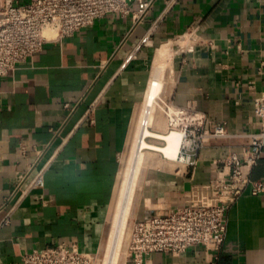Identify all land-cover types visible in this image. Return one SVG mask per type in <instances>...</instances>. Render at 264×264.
<instances>
[{
    "label": "crops",
    "instance_id": "0c3cea01",
    "mask_svg": "<svg viewBox=\"0 0 264 264\" xmlns=\"http://www.w3.org/2000/svg\"><path fill=\"white\" fill-rule=\"evenodd\" d=\"M138 8L50 40L0 77V264H21L25 252L62 241L101 248L121 155L163 43L175 42L165 100L229 135L208 139L186 172L163 161L146 170L137 218L179 205L261 128L254 98L264 91V0H153ZM247 171L264 181V152ZM38 172L43 186L24 189ZM142 264H264V192L246 189L228 207L218 251L154 252Z\"/></svg>",
    "mask_w": 264,
    "mask_h": 264
},
{
    "label": "built area",
    "instance_id": "2783aa9c",
    "mask_svg": "<svg viewBox=\"0 0 264 264\" xmlns=\"http://www.w3.org/2000/svg\"><path fill=\"white\" fill-rule=\"evenodd\" d=\"M152 2L0 0V77L29 60L50 40L71 36L106 14L127 15L134 4L143 12ZM254 114L261 128L247 134V144L229 151L222 160L224 167L211 181L191 185L179 205L135 218L127 244L129 264H142L144 257L154 252L180 254L195 245L209 252L220 249L226 235L228 207L246 189L252 194L264 192V181L251 178L247 171L264 152V91L254 98ZM174 115L185 122L176 157L184 172L194 168L196 156L208 139L229 135L223 124L206 125L204 117L196 112L175 107ZM42 186L43 175L38 172L24 189ZM96 254L81 250L74 242L62 241L25 252L21 264H94Z\"/></svg>",
    "mask_w": 264,
    "mask_h": 264
},
{
    "label": "bare ground",
    "instance_id": "6f19581e",
    "mask_svg": "<svg viewBox=\"0 0 264 264\" xmlns=\"http://www.w3.org/2000/svg\"><path fill=\"white\" fill-rule=\"evenodd\" d=\"M44 33L48 34L49 31L45 30ZM172 80L173 79H172L170 43H163L162 45H160L159 47L156 48V51H155V54H154V58H153V61H152V66H151L150 78H149V81H148V85H147V89H146V92H145V96H144L143 102L141 104L140 116L137 114L139 116V121H138L137 126H136V131H135L133 142H132V147H131L132 149H131V156H130V160H131L130 164L132 163L133 174L136 175V176L138 175L137 174L138 173V169L140 168V166L142 165V161L144 160V157H145L144 155L147 152H149V154L147 153L148 155L153 154V153H151L152 151L150 152V150L158 151V152L161 153L163 158L170 159V160L175 159L177 157L178 152H179V148H180V145H181V142H182V139H183V131L178 130V129H172V130H169L167 133L163 134V133H156L157 131L153 132L155 130L151 131L150 128H149V126L153 125V122L155 123L154 119H155L156 113L161 108L160 102H162V100H164V99H162V98H164L162 96V94L165 92V90H167L171 86ZM162 107H164V106H162ZM174 109H175V107L171 108V109L169 108V110H168V115L169 116H170V112H173ZM174 113H175V110H174ZM171 120L172 119H168L167 120L168 123H170ZM147 136L148 137L151 136V137L163 140L164 143H163V145H157V143L156 144L150 143V142H148L146 140ZM158 155H160V154H158ZM127 158H128V156H127ZM125 173H127V172H125ZM134 175H132L133 177L127 175V176L130 177L129 181H131V182L133 181ZM131 177H132V180H130ZM134 181L136 183L137 180H134ZM134 181L132 182V185H130L129 190L127 189V191H128V193L126 194L127 195V199H128L129 196L132 195L131 191L133 192L132 188H134V186H135ZM128 186H129V184H128ZM125 187L123 186V190H124ZM119 199H120V194H119ZM119 199H118V201H119ZM130 199L131 198L129 197V199H128L129 203L125 199L126 202L128 203V205H130ZM125 205H123V206L125 207ZM123 206H122V208H123ZM118 208H119V206H118ZM128 209H129V207L127 206V208L125 207V210H123V211H122V209L120 210L123 213L119 214V219H118V216H116V215L114 217L115 220H113V223H112V226H111V231H110V236H109L111 244H112L113 239H115L116 237H117V240L119 238V240L121 241V235L123 233V229H124V226H125V222H126V219H127V214H129V212H128L129 210ZM116 210L119 211V209H116ZM115 214H116V212H115ZM119 240L117 241V243L115 242L116 245L113 243V246L114 245L115 246H114L113 251L111 250L112 252L110 254V259L109 260H107L108 259L107 256H106L107 254L104 253L105 254V258H103L104 259L103 262H102L103 264H115L116 256H117L118 248H119V242H120ZM107 243H109V241ZM106 248H107L106 251H108V247H106ZM107 253H109V252H107ZM108 257H109V255H108Z\"/></svg>",
    "mask_w": 264,
    "mask_h": 264
},
{
    "label": "rangeland",
    "instance_id": "374dc122",
    "mask_svg": "<svg viewBox=\"0 0 264 264\" xmlns=\"http://www.w3.org/2000/svg\"><path fill=\"white\" fill-rule=\"evenodd\" d=\"M175 43V42H174ZM174 43L170 44V49H171V57H172V47H174ZM164 94V93H163ZM162 94V96L164 97V95ZM165 100V97L162 98ZM162 100V102H160V110L156 113V116H155V123L153 122V125L149 126L150 130L153 131V132H156V133H167L169 130H172V129H178V130H181L183 131V127L185 125V122L183 120H181V118H178L174 115V110L173 112H170V116L168 115V110L169 108H174L172 106V104H170L168 101H164ZM164 106V107H162ZM140 109H141V106H140ZM164 109V110H163ZM165 111V112H164ZM167 114V115H166ZM140 116V112L138 114ZM139 116H137L136 120H135V123H134V127L132 129V133H131V138H130V145H128V148L125 152H123V154L121 155V172H120V176H119V180H118V184H117V188H116V192H115V197H114V200H113V203H112V206H111V211H110V218H109V222H108V230H107V238H105L106 240H104V242L102 243V246L101 248H99L96 252V257H95V262L94 264H103V258H105V254H107V260L110 259V254L111 252L113 251L114 249V246L116 245L117 241V237L115 239H113L112 241V244L110 242V231H111V226H112V223H113V220L115 215L118 216V219H119V214H122L123 210H125V207L127 208V206L129 207V214H127V219H126V222H125V226H124V229H123V233L121 235V241L119 242V248H118V253H117V256H116V262L115 264H123L126 259L128 261V264H129V260L128 258H126L127 256V244H128V238H129V233H130V229H131V225L133 223V221L135 220V218H137V214L143 210L142 208V204L139 203L138 205V201H137V195H138V191L140 189V186H141V180H142V177H143V173L146 171V170H155V166H158V164H160V162H165L167 165H166V169L170 170L171 172H176V173H179L181 171V169L183 168V164L181 162H179L177 160V158L173 159V160H170V159H166V158H163V156L161 155L160 152L158 151H153V150H150L151 155H148L149 152H145L146 154L144 155V160L142 161V165L140 166V168L138 169V175H134L133 174V170H132V163L130 164L131 160H130V156H131V147H132V142H133V138H134V134H135V131H136V126H137V123L139 121ZM172 119L170 121V123H168V119ZM159 120V121H158ZM167 121V122H166ZM133 135V136H132ZM150 137V138H149ZM147 136L146 137V140L150 143H154L157 145H163L164 141L163 140H160V139H157V138H154V137H151V136ZM148 138V139H147ZM152 142H151V141ZM130 149V150H129ZM130 151V152H129ZM156 155H155V154ZM160 155H158V154ZM153 155V156H152ZM128 156V158H127ZM151 157V158H150ZM131 166V167H130ZM131 169V170H130ZM161 169V168H160ZM132 171V172H131ZM127 172V173H125ZM129 172V173H128ZM125 173V174H124ZM132 176L134 175V178H133V181L134 180H137L136 183L134 181V188L133 189V192L131 191L132 195L129 196L131 199H130V205H128V199H127V189L129 190V187L130 185H132V182L129 181V176ZM126 178H125V177ZM128 177V178H127ZM133 177V176H132ZM132 177L130 180H132ZM137 178V179H136ZM128 179V180H127ZM127 181V182H126ZM122 183V184H121ZM131 183V184H130ZM127 184V185H126ZM129 184V186H128ZM133 184V185H134ZM123 186L125 187L124 190H123ZM128 187V188H127ZM132 187V186H131ZM125 191V192H124ZM127 191V192H126ZM123 192V193H122ZM130 193V194H131ZM134 193V194H133ZM119 194H120V199H119ZM126 195V196H125ZM119 199V201H118ZM127 202H126V200ZM121 200V201H120ZM118 202V203H117ZM127 203V204H126ZM126 204V205H125ZM132 204V205H131ZM125 205V207L123 206ZM119 206V208H118ZM123 206V208H122ZM116 209H119L116 210ZM122 209V211H120ZM138 211V213H136ZM116 212V214H115ZM119 212V213H118ZM121 216V215H120ZM110 227V228H109ZM109 238V239H108ZM109 243H107L108 241ZM116 242V243H115ZM113 243L115 244L113 246ZM111 244V245H110ZM108 245V246H107ZM111 248H110V247ZM108 247V251L107 248ZM110 249V250H109ZM112 250V251H111ZM106 251V252H105ZM109 252V253H107ZM105 253V254H104ZM103 255V256H102ZM109 255V257H108ZM102 259V260H101Z\"/></svg>",
    "mask_w": 264,
    "mask_h": 264
}]
</instances>
